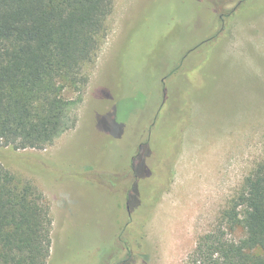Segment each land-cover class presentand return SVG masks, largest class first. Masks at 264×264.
Masks as SVG:
<instances>
[{
    "label": "rangeland",
    "instance_id": "obj_1",
    "mask_svg": "<svg viewBox=\"0 0 264 264\" xmlns=\"http://www.w3.org/2000/svg\"><path fill=\"white\" fill-rule=\"evenodd\" d=\"M83 73L74 128L42 149L0 143V163L50 206L51 264L125 256L114 237L130 218L126 198L141 183L132 165L145 150L166 188L132 264H184L264 155V0H114ZM25 152L76 177L35 169Z\"/></svg>",
    "mask_w": 264,
    "mask_h": 264
},
{
    "label": "trees",
    "instance_id": "obj_2",
    "mask_svg": "<svg viewBox=\"0 0 264 264\" xmlns=\"http://www.w3.org/2000/svg\"><path fill=\"white\" fill-rule=\"evenodd\" d=\"M113 5L114 0H0L1 144L42 149L75 127L88 81L83 67L97 56ZM66 88L77 96L64 97ZM145 151L132 165L141 183L128 194L130 218L114 237L126 253L114 264H132L142 253V224L166 188L152 176L158 168H146ZM23 156L35 169L62 179L76 177L34 153ZM140 165L145 170L138 171ZM51 226L43 193L29 181H17L0 163V264H51ZM236 230L240 235L229 238ZM184 264H264V155L216 226L198 237Z\"/></svg>",
    "mask_w": 264,
    "mask_h": 264
},
{
    "label": "water",
    "instance_id": "obj_3",
    "mask_svg": "<svg viewBox=\"0 0 264 264\" xmlns=\"http://www.w3.org/2000/svg\"><path fill=\"white\" fill-rule=\"evenodd\" d=\"M126 207H127V209H128V196H127V198H126ZM128 212H129V209H128Z\"/></svg>",
    "mask_w": 264,
    "mask_h": 264
}]
</instances>
